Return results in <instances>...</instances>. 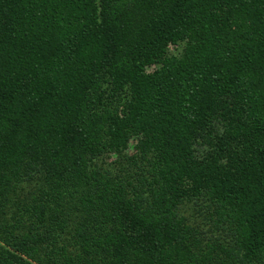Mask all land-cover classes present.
<instances>
[{
    "label": "trees",
    "instance_id": "obj_1",
    "mask_svg": "<svg viewBox=\"0 0 264 264\" xmlns=\"http://www.w3.org/2000/svg\"><path fill=\"white\" fill-rule=\"evenodd\" d=\"M0 264H264V0H0Z\"/></svg>",
    "mask_w": 264,
    "mask_h": 264
},
{
    "label": "rangeland",
    "instance_id": "obj_2",
    "mask_svg": "<svg viewBox=\"0 0 264 264\" xmlns=\"http://www.w3.org/2000/svg\"><path fill=\"white\" fill-rule=\"evenodd\" d=\"M125 152H128L129 154H132L134 153V143H130L127 148L125 149ZM119 156L120 154L119 153H109L106 157H105V160H106V163H111L112 166L114 167H122L123 164H121V161H119ZM186 214H188V212L186 211L185 212Z\"/></svg>",
    "mask_w": 264,
    "mask_h": 264
}]
</instances>
